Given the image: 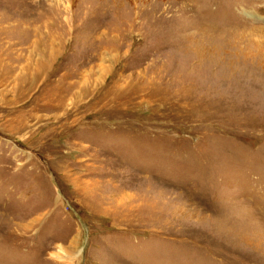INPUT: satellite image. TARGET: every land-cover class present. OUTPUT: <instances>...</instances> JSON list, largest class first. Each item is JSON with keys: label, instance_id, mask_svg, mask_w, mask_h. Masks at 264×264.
Here are the masks:
<instances>
[{"label": "rangeland", "instance_id": "374dc122", "mask_svg": "<svg viewBox=\"0 0 264 264\" xmlns=\"http://www.w3.org/2000/svg\"><path fill=\"white\" fill-rule=\"evenodd\" d=\"M0 264H264V0H0Z\"/></svg>", "mask_w": 264, "mask_h": 264}, {"label": "bare ground", "instance_id": "6f19581e", "mask_svg": "<svg viewBox=\"0 0 264 264\" xmlns=\"http://www.w3.org/2000/svg\"><path fill=\"white\" fill-rule=\"evenodd\" d=\"M209 46V45H208ZM200 48V47H199ZM217 49V48H216ZM212 50V49H211Z\"/></svg>", "mask_w": 264, "mask_h": 264}]
</instances>
